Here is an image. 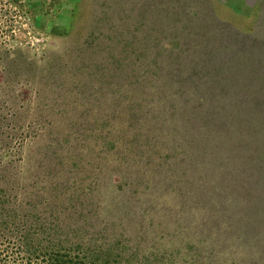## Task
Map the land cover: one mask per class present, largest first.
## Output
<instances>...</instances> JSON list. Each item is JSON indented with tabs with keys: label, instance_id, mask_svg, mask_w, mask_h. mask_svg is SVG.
<instances>
[{
	"label": "rangeland",
	"instance_id": "obj_1",
	"mask_svg": "<svg viewBox=\"0 0 264 264\" xmlns=\"http://www.w3.org/2000/svg\"><path fill=\"white\" fill-rule=\"evenodd\" d=\"M262 112L264 0H0L12 264H264Z\"/></svg>",
	"mask_w": 264,
	"mask_h": 264
},
{
	"label": "trees",
	"instance_id": "obj_2",
	"mask_svg": "<svg viewBox=\"0 0 264 264\" xmlns=\"http://www.w3.org/2000/svg\"><path fill=\"white\" fill-rule=\"evenodd\" d=\"M242 111L246 118L249 117L247 110L244 109ZM6 155H8L7 152L0 153V169ZM10 203L9 198L5 196L4 189L0 188V264L13 263L9 254L19 250L24 239L23 233L26 231V221L18 220L17 212L14 209L21 205H10ZM20 210L23 212V208ZM59 252V249L55 248L45 256L57 261L58 257H62Z\"/></svg>",
	"mask_w": 264,
	"mask_h": 264
},
{
	"label": "water",
	"instance_id": "obj_3",
	"mask_svg": "<svg viewBox=\"0 0 264 264\" xmlns=\"http://www.w3.org/2000/svg\"><path fill=\"white\" fill-rule=\"evenodd\" d=\"M250 3V0H247Z\"/></svg>",
	"mask_w": 264,
	"mask_h": 264
}]
</instances>
